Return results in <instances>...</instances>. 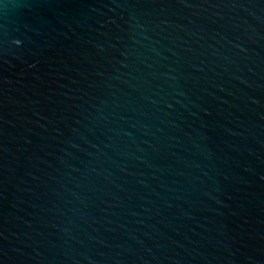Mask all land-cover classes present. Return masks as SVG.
<instances>
[{
    "label": "water",
    "instance_id": "95a60500",
    "mask_svg": "<svg viewBox=\"0 0 264 264\" xmlns=\"http://www.w3.org/2000/svg\"><path fill=\"white\" fill-rule=\"evenodd\" d=\"M0 264H264V0H0Z\"/></svg>",
    "mask_w": 264,
    "mask_h": 264
}]
</instances>
